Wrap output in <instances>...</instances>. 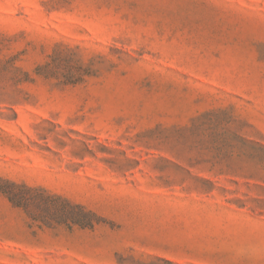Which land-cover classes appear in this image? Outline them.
Masks as SVG:
<instances>
[{
	"label": "rangeland",
	"instance_id": "obj_1",
	"mask_svg": "<svg viewBox=\"0 0 264 264\" xmlns=\"http://www.w3.org/2000/svg\"><path fill=\"white\" fill-rule=\"evenodd\" d=\"M0 264H264V0H0Z\"/></svg>",
	"mask_w": 264,
	"mask_h": 264
},
{
	"label": "trees",
	"instance_id": "obj_2",
	"mask_svg": "<svg viewBox=\"0 0 264 264\" xmlns=\"http://www.w3.org/2000/svg\"><path fill=\"white\" fill-rule=\"evenodd\" d=\"M0 192L14 208L23 210L39 228L64 226L69 230L73 227L93 230L101 222L95 212L43 187L1 180Z\"/></svg>",
	"mask_w": 264,
	"mask_h": 264
}]
</instances>
